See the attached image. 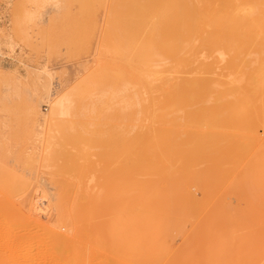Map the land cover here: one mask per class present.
<instances>
[{"label": "rangeland", "instance_id": "374dc122", "mask_svg": "<svg viewBox=\"0 0 264 264\" xmlns=\"http://www.w3.org/2000/svg\"><path fill=\"white\" fill-rule=\"evenodd\" d=\"M167 1L171 0H0V204H13L24 218L55 229L63 236L74 237L77 244L70 246L89 256H84L87 260L83 264H159V259L161 264H216L218 259V264H243L245 258L249 264L252 254L257 255L253 257L254 264H264V255L258 250L240 253L238 245L241 241V166L234 170L235 163H224L222 178L226 176L224 180L228 183L222 182L223 186L219 183L222 187L217 185L219 191L210 197L202 181H199L201 185L197 178V183L194 179L190 181L191 174H185V167L191 172L194 170L192 174L198 171L199 177L203 172L206 175L212 150L203 149L202 156L184 165L185 172L183 165L169 157L155 159L147 153L148 141L142 133L145 129V134L152 132L158 126L178 134L181 146L177 150L191 149L210 128L208 109L219 103L218 93H213L208 103L194 99L181 110L163 116L165 106L175 95L170 85L162 86L156 81L154 87L138 90L139 87L131 88L126 79L125 62L133 44L143 42L146 47L158 49L162 41L161 11ZM241 8L251 10L245 18L254 19L264 10V0H241ZM205 10V5L200 6V12ZM241 59L246 61L247 70L241 71V105L235 109L241 111V121L253 125V135L248 136L246 129L229 131L218 145L222 149L232 145L240 147L254 137L257 139L254 148L258 150L264 142V90L255 82L257 70L264 67V52L259 50L250 55L244 52ZM192 69L182 76H195ZM215 71L223 73L219 68ZM173 78L168 76L169 80ZM190 94L193 98L197 96ZM60 98L65 100L63 108L56 106ZM154 163L160 170L153 169ZM178 170L191 182L185 181L188 186H184ZM171 179L178 183H171ZM234 180L237 185L233 184ZM180 187L193 195V201L181 197L186 203L191 201L189 208L184 205L181 208L189 210L195 205L196 209L190 210L194 217L189 212L185 214L187 210L180 209L179 204H174L178 209L171 210L175 200L169 194H188V191L182 194ZM217 199H222V203ZM183 213L190 215L187 222L192 224L187 225ZM77 215L87 221L76 224ZM170 221L176 229L169 227ZM209 223H214L216 230ZM237 225L240 232L235 230ZM36 230L30 229L31 234ZM209 230L213 237L207 235ZM21 233L27 236V230L22 229ZM167 233H171L168 238ZM42 244L34 240L31 247L41 258L39 264H50L42 258L45 247ZM10 251L8 240L0 234V260L12 264ZM234 252H239V258L242 254L245 258L240 260ZM16 253L23 254V250ZM188 253L191 256L187 257ZM24 258H15L14 262L17 264Z\"/></svg>", "mask_w": 264, "mask_h": 264}, {"label": "bare ground", "instance_id": "6f19581e", "mask_svg": "<svg viewBox=\"0 0 264 264\" xmlns=\"http://www.w3.org/2000/svg\"><path fill=\"white\" fill-rule=\"evenodd\" d=\"M204 5L206 6V10L204 12H200L199 11L200 6H204ZM248 11L251 12V10L241 8V0H171V1L165 2L163 7H162V11H161L162 24H163V27L161 30L162 41L160 42L158 49L154 48V47H146L145 43H143V42L141 44H137V42L135 44H133L132 51H130V54L127 58V61L125 62L127 64V69H128V75L127 74H125V75H127L126 79L132 84L131 88H138L139 87L138 90L141 87H143L145 90L148 88L154 87L156 81H160L161 82L160 85H162V86L170 85V88L175 91V95L171 98L170 102L165 106V108L162 112L163 116H170L173 112H177V111L181 110L185 106L190 105L189 103L193 102L194 99H196L200 103L201 102L208 103L210 101V99L212 98L213 93H218L217 97H216V100L219 102L218 105L209 108L207 115H206V117L208 118V126L210 128L203 138H200L199 140H197L193 144L191 149H178L177 150L176 147L181 146V142L179 140L178 134L176 132L175 133L168 132L165 129V127H163V126H158L155 130L151 129L152 132H147L146 134H145V131H146V129H145L144 132L142 133V136H143V138L147 139V141H148V147H147L148 148L147 149L148 154L154 155L155 159L157 158L156 156H159L158 159H161L160 156L169 157L170 160L172 159V161H174L176 163H180L181 164V165L179 164L180 166L183 165L182 170L184 172H185V168H187L186 169L187 173L185 172V174H188V175L191 174V175H189L190 181L191 180L193 181V179H194V182H196L197 180L195 181V178L198 179V182L202 181V186H204V189L207 190L206 192L209 194L210 197L211 196L214 197L215 194L213 192L216 191L215 193H217V191H219V190H217V188L220 189L223 186L222 182H225L224 179L227 178L226 176H225V178H222L225 174V172L222 168L223 164L227 163L228 161H230V163H232V164L235 163V164H233L234 167H236V168H234V170L237 169V166H241V173H240L241 185L239 184L241 186L240 187L241 188V191H240V193H241V208H240V212H241V227H240L241 228V238H239V239H241V241L238 242L239 243L238 245L241 246V247L239 246L241 248L240 253L245 252L244 250L248 251L249 249H252V250H258L259 253H262V255H264L263 254V252H264V142L260 144V146H262V144H263V146L259 147L258 150H256L254 148L255 143H257V139L254 137H251L250 141H247V143L241 145L240 147L238 145L237 146L232 145L227 149H222L218 145L219 140L221 138L225 137L229 131L239 132L243 129H246L245 131L247 132L248 136L253 135V125L250 123H244L243 121H241V111H237V109H235L237 107V105L241 103V71H242V69L247 70L246 61L241 59V54L246 52L247 54L250 55V54L258 52L259 50L264 52V10H261L259 15L254 19H247L244 17V15L246 13H248ZM253 11H255V10H253ZM214 60H215V62H213ZM221 62H223V64ZM219 63H221L223 66H220ZM193 66H194V68L192 69ZM217 68L221 69L224 74L223 73L221 74V72L218 74V72L215 71ZM190 69H192V73L196 74L195 76H192V77L182 76V75L186 74L187 72H189ZM257 71L258 72H257L255 84L257 87H260L261 89L264 90V67H260ZM120 72H122V71L120 70ZM215 73H216V75H215ZM171 75H173L174 78L172 80H169L168 76H171ZM197 75H203V76L199 77ZM114 78H116V76ZM122 79L125 80L124 78H122ZM133 92H136V90ZM190 92L196 94L197 95L196 98H193V96H191L193 94H190ZM56 106L61 107V108L65 107L66 106L65 100L63 98H60L56 102ZM168 138H171L172 141L167 140ZM255 140H256V142H255ZM203 149H206V150L210 149L213 151V154L210 156V160H211V166L209 167L210 171L208 169L204 170L205 172L208 170V173L206 172L207 173L206 175H204V172L201 173L202 172L201 171L200 173L202 174V177H199V175L196 174L198 171H195V174H192V172L194 170H192V172H191L190 171L191 169H189L188 167H185V168H183V167H184V165H186V164L188 165L191 162H193V160H195L196 157L202 156L201 153H202ZM165 159H167V158H165ZM154 160H152V161H154ZM170 160H169V162H170ZM148 163L149 162L147 161L146 165ZM154 164H156V163H154ZM176 165L179 166L178 164H176ZM154 166H155V168H153V169L160 170V169H157L158 168L157 164ZM154 166L152 165V167H154ZM148 167H150V164H149V166H147V168ZM169 167H170V165H169ZM171 167L173 168V166H171ZM159 168H160V166H159ZM175 169L176 168H174V170ZM148 170H150V169H148ZM183 171L181 173L179 171V173H180V176H182V179H184V182H183L184 186H188L192 181L190 182L188 179H186V180H188L189 184L185 183L186 177H185V174ZM188 171H190L191 173H189ZM225 171L228 172L227 169H225ZM229 171H232V170H229ZM182 173L184 176L182 175ZM237 174H239V173H237ZM194 175H196V176L194 177ZM192 176H193V178H191ZM227 176L230 177L231 175L228 174ZM237 176H239V175H237ZM178 178L180 181L179 176H178ZM178 178H176V180ZM235 180H237V179H235ZM235 180H234L233 184L236 183L237 181L239 182V180H237V181H235ZM170 181H172L171 183H173V184L176 182L175 179H174L175 182L172 179ZM210 181H212V183H210ZM226 182H227V180H226ZM229 182H231V181H229ZM176 183H178V182H176ZM196 183H192V184H196ZM219 183H220V185H222L221 187L219 186ZM170 184H168V186ZM180 184H181V181L179 182V186H180ZM237 184L238 183H236V185ZM150 185H154V184H150ZM200 185H201V183H200ZM217 185L220 188L219 187L216 188ZM179 186H177V187L179 188ZM197 186H199V185H197ZM235 187L236 186H234V188ZM173 188H176V186ZM180 188H183V187H180ZM236 188L238 189V186ZM166 190L168 191L167 188H166ZM171 190H172V188H171ZM178 190L179 189H176L177 192H178ZM181 190L183 191L182 194L184 192L187 193V191H188V189L186 190V188H185L186 191L184 190V188ZM200 190L202 191V188ZM228 190L229 189H227V191ZM232 190H233V188H232ZM169 191H170V189H169ZM222 192H223L222 194L224 195L225 194L224 191H222ZM229 192H231V191H229ZM232 192H231V194H232ZM234 192H236V191H234ZM173 194H174V192H173ZM173 194L172 193L169 194L170 196L172 195L171 199H173L179 203L176 204L175 201L174 202L171 201L173 203L172 204L173 207L172 206H171L172 208L170 207L171 210H173V208H176V209L179 208V207L178 208L175 207L174 204L176 206H178V204H179L180 209H182L183 205L185 207H188L187 205H189L191 203V201L194 200V198L191 197L192 194H190L189 191L187 194L188 196L186 194L179 195L180 193H176L178 195L175 196V194H174V196H173ZM236 194H238V192H236ZM178 196L180 197L179 200L177 198ZM182 196H183L184 200H185V198H186V200L188 198L189 199L191 198L190 203H189V201H188V203H186L187 201L184 202L183 198H181ZM174 197L176 199H174ZM200 198L203 199L202 197H200ZM171 199L169 198V201ZM219 200H220V203H222L221 202L222 199H219ZM219 200L217 199V202ZM200 201H202V200H200ZM238 201H239V198H238ZM155 202L157 203V201H155ZM181 203H183V204H181ZM7 204H9V203H7ZM7 204L6 203L0 204V234H3V236L9 242V245L11 247L10 252L12 253L10 255V260H11L12 264H16L14 262L15 258H21V257H23V258L25 257V258L22 261H18L17 264H39V260L41 258L38 256V254L34 253V250L31 247V244L34 242V240H38L45 245V247L43 249L44 251H43L42 258H43V260H44V258H46L47 262L49 260L50 264H83V262H85V259L87 260V258H85V257H89V256H87L86 253L83 255L79 252L80 250L74 248L73 246L72 247L70 246L71 244L74 246H76V244H77L76 242H74V237L63 236L62 234L59 233V231H56L55 229L46 227V226L41 225L39 223H36L35 221H32L30 219H26L23 216H21V214L18 211L15 210V207L13 204H10V205H7ZM195 204H196V202H195ZM204 204H205V202H204ZM212 205L214 206L216 204L213 203ZM230 205H231V203H230ZM191 206H193V205H191ZM194 206H193V208L192 207L191 208L196 209V208H194ZM221 207H220V209H221ZM223 207H222V209H223ZM188 208L186 209L187 212L185 214H187L188 212L190 213L191 211L192 212L194 211L192 209L188 210ZM202 208H203V206H202ZM176 209H174V211H176ZM220 209L217 212H219ZM186 210H183V211H186ZM198 211H199V209H198ZM171 212L173 213V211H171ZM217 212H216V214H217ZM230 212H231V210H230ZM176 213H178V212H176ZM238 213H239V211H238ZM185 214L184 213L182 214L183 215L182 218L183 217L185 218L187 216L190 217V215H191V217L195 216V215L193 216V213L192 214L190 213V215H187V216H185ZM205 214L207 215V213H205ZM216 214H214L213 219H216V217H215ZM220 214H223V212ZM178 215H180V212ZM208 215L211 216L210 214H208ZM218 215H219V213L217 214V216ZM223 216L224 215H222L221 218ZM228 216L231 217L232 215H228ZM83 217L86 218V216H83ZM189 217H187V219L185 218L186 222H187V220H189L188 219ZM197 217L198 216L196 215L195 218H197ZM177 218H180V220H181V217H177ZM211 218H212V216H211ZM232 218H233V216H232ZM81 219H84V218H82L80 215H77L75 218L76 224H79V223L81 224V223H83V221H85V220L82 221ZM191 219L192 218H190V220ZM237 219H238V217L236 218V220ZM153 220H155V219H153ZM209 220L212 223L210 218H209ZM230 220L231 219H229L228 221L230 222ZM86 221H87V219H86ZM171 221H173V219ZM171 221H170L169 227L171 226ZM173 222L174 223H172V224H175V221H173ZM190 222L188 221L187 225H189ZM180 223H181V221H180ZM198 223H199V221H198ZM204 223H206V222H204ZM211 223H209V225H211ZM191 224H192V222H191ZM213 225H214V223H213ZM213 225H211V226L215 229L216 227H214L215 225L214 226ZM221 225H223V224H221ZM233 225H234V223H233ZM172 227H174V225L171 226V228ZM176 227H174V229H176ZM212 227L210 229H212ZM230 227H232V225ZM150 228L151 227H149V229ZM153 228H155V226ZM163 228H165V227H163ZM217 228H219V227H217ZM22 229L27 230V236L22 235V233H21ZM30 229H33V230L38 229L39 232L36 230V231H34V235H33V234H31ZM71 229L73 230V227H71ZM236 229H238V225H237V227H235V230ZM159 230H162V229H159ZM187 230H188V228H187ZM195 230H197V229H195ZM224 230H226V229H224ZM41 232H43L42 234H44L45 236L44 235L41 236L42 234L41 235L39 234ZM150 232H151V230H150ZM191 232H193V231H191ZM229 232H231V231H229ZM238 232H240V230ZM151 233H150V235H151ZM217 233H218V231H217ZM227 233H228V231H227ZM168 234L171 235V233H167V238H168ZM204 234L206 235V233H204ZM223 234H226V232L222 233V235ZM232 234H234V233H232ZM196 235H198V234L196 233ZM207 235H210V236L212 235V237H213V233H211L210 230L208 231ZM225 236H229V235H225ZM235 236H237V234H235ZM151 237H154V236H151ZM223 237H224V235H223ZM175 238H176V236H175ZM224 238H222V239L224 240ZM210 239H212V238H210ZM183 240L185 241V239H182V241ZM208 240H209V238H208ZM208 240L205 239V241H208ZM213 240H214V238H213ZM236 240H238V239H236ZM197 241H199V240H197ZM232 241H234V240H232ZM211 242H213V241H211ZM230 243L231 242L229 241V244ZM163 244L165 245V243H163ZM179 244H180V242H179ZM183 244H184V242H183ZM200 244H202V243H200ZM220 244H222V243H220ZM234 244H236V243L234 242L233 246H234ZM42 245H40V247H42ZM158 245L159 244H157V247H159ZM161 245H162V243H161ZM208 245H209V243H208ZM208 245H207V247H208ZM22 246H24L25 249H20V247H22ZM148 246H150V245H148ZM188 246H190V245H188ZM197 246H198V244H197ZM197 246H195V247H197ZM228 246H229V248L232 247L230 245H228ZM236 246H234V248ZM194 248H192V249H194ZM204 248H206V247H204ZM229 248H228V250H229ZM165 249H166V247H165ZM215 249L216 248H214V251H215ZM223 249L225 251V248H223ZM232 249H233V247H232ZM17 250H23V254L16 255ZM194 250H196V248ZM235 250H237V249H235ZM217 251H215V252L217 253ZM247 251L245 253H248ZM196 253H198V252H196ZM234 253H236V252H234ZM238 253H236V256L239 258V256L237 255ZM189 254L190 253L186 254V256L188 257ZM208 254L210 255V251ZM150 255H152V254H150ZM242 255L239 258L240 260L245 258ZM245 255H247V254H245ZM190 256H191V254H190ZM154 257H156L155 254H154ZM158 257H160V256H158ZM219 257H220V255H219ZM237 257H235V258H237ZM253 257L256 258L257 255L252 254V256H251L252 260H254ZM160 258H162V257H160ZM88 259H89L88 262H90L91 259L90 258H88ZM92 259L94 260L95 258H92ZM245 259H247V260L246 261L243 260V261H245V263H246L248 261V258H245ZM159 260H160L159 264H161L160 263L161 259H159ZM206 260H208V257L206 258ZM209 260L212 261V256ZM213 260L215 263L214 258H213ZM219 260L220 259H218V261ZM252 260L249 259V261H251L254 264L255 260H254V262ZM151 261H149V262H151ZM155 261H156V259H155ZM218 261L216 264H218ZM243 261H239V262L242 263ZM156 262H158V261H156ZM251 262L249 264H251ZM256 262H258L257 259H256ZM195 263L197 264V262H195ZM245 263L243 262V264H245ZM0 264H9V263H6V262H3L0 260ZM84 264H86V263H84ZM151 264H152V262H151ZM208 264H210V263H208Z\"/></svg>", "mask_w": 264, "mask_h": 264}]
</instances>
